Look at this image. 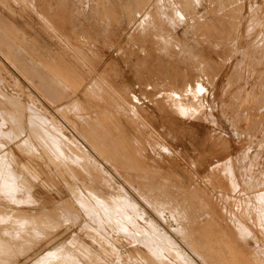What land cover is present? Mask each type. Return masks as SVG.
<instances>
[{
  "label": "rangeland",
  "instance_id": "obj_1",
  "mask_svg": "<svg viewBox=\"0 0 264 264\" xmlns=\"http://www.w3.org/2000/svg\"><path fill=\"white\" fill-rule=\"evenodd\" d=\"M0 170V264H264V0H0Z\"/></svg>",
  "mask_w": 264,
  "mask_h": 264
},
{
  "label": "bare ground",
  "instance_id": "obj_2",
  "mask_svg": "<svg viewBox=\"0 0 264 264\" xmlns=\"http://www.w3.org/2000/svg\"><path fill=\"white\" fill-rule=\"evenodd\" d=\"M241 1V0H240ZM239 2V1H238ZM239 5H240V3H239ZM235 6V5H234ZM237 7H239V6H236V8ZM231 13H233L232 11H231ZM234 14V13H233ZM198 20H201V19H198ZM31 90V89H30ZM58 111V110H57ZM61 111V110H60ZM60 111H58V112H60ZM62 112V111H61ZM48 119H50V118H48ZM3 125V124H2ZM52 126V125H51ZM51 128V127H50ZM53 128V127H52ZM51 128V129H52ZM61 129V128H60ZM33 130V129H32ZM54 131V130H53ZM56 131V130H55ZM57 132V131H56ZM63 133V132H62ZM65 133V132H64ZM33 135V134H32ZM61 135V134H60ZM66 136V135H65ZM55 137V136H54ZM63 137V136H62ZM67 140V138H65V141ZM44 142V141H43ZM68 142V141H67ZM70 143H71V141H69ZM68 142V143H69ZM45 143V142H44ZM59 143H62L63 144V142H59ZM39 144V143H38ZM56 144V143H55ZM62 144H61V146H62ZM71 144H73V143H71ZM78 146V145H77ZM49 147V146H48ZM54 147V146H53ZM64 147V146H63ZM67 147V146H66ZM74 148H75V146H73ZM62 148V147H61ZM68 148V147H67ZM24 149H26V148H24ZM41 149V148H40ZM45 149V148H44ZM47 149V148H46ZM68 149H70V148H68ZM42 150V149H41ZM24 151V150H23ZM48 151V150H47ZM71 151H73L72 149L70 150V152ZM43 152V151H42ZM74 152V151H73ZM3 153V152H2ZM29 153V152H28ZM38 153V152H37ZM48 153H49V151H48ZM83 153V152H82ZM51 154V153H50ZM75 154V153H74ZM49 155V154H48ZM76 155H77V153H76ZM18 156V155H17ZM227 156V155H226ZM16 157V156H15ZM50 157V156H49ZM52 157H53V155H52ZM80 157V156H79ZM225 158V157H224ZM228 158V157H227ZM226 159V158H225ZM23 161V160H22ZM219 161V160H218ZM93 168V167H92ZM1 169H3V168H1ZM17 169V168H16ZM222 169V168H221ZM1 171V170H0ZM1 177V176H0ZM228 181V180H227ZM227 183H229V182H227ZM228 185V184H227ZM228 187V186H227ZM4 188V187H3ZM238 195H239V193H238ZM94 197V196H93ZM93 197H91V198H93ZM95 198L96 199H93V200H91V201H89V203H88V205L87 204H85L88 208L84 211L85 213H87V216H88V218L90 219V221H92L93 222V224L94 223H96V226H97V228H98V230H103L104 231V225L105 224H108L109 222H110V216L111 215H113L114 217L115 216H119L120 215V213L122 214V212H125V211H123V208H124V205H122L121 207L120 206H117V204L116 205H114V204H112V199H110V198H106L105 199V197H104V199L103 198H97L96 196H95ZM112 202H111V201ZM115 200H117L116 198H115ZM114 200V201H115ZM120 200H122L123 201V199H120ZM125 200V199H124ZM87 201V200H86ZM119 201V200H118ZM126 201V200H125ZM83 202V201H82ZM129 202V201H128ZM12 203V202H11ZM118 203H120V202H118ZM126 203H127V201H126ZM122 204H123V202H122ZM130 205V202L129 203H127V205ZM131 204H132V202H131ZM232 204V203H231ZM84 205V206H85ZM121 205V204H120ZM131 206H135V205H131ZM233 206V205H232ZM129 206H127V208H128ZM119 208H120V210H119ZM121 208H122V210H121ZM135 208V207H134ZM133 208V209H134ZM242 208V207H241ZM50 209V208H49ZM129 209V208H128ZM132 209V208H131ZM2 210V209H1ZM80 210V209H79ZM127 210V209H126ZM137 210V209H136ZM4 211V210H3ZM122 211V212H121ZM128 211V210H127ZM134 211H135V209H134ZM55 212V211H54ZM138 212V211H137ZM4 214V212H1L0 211V216H2L3 214ZM6 213V212H5ZM53 213V212H52ZM50 215H51V213H49ZM130 214V213H129ZM129 214H127V215H129ZM240 214V213H239ZM4 215H6V214H4ZM8 215V214H7ZM20 217V216H19ZM39 217V216H38ZM122 217V216H121ZM120 217V218H121ZM142 218H143V216H141ZM2 218V217H1ZM34 219H37V218H34ZM40 219H42V218H40ZM115 219H117V218H115ZM115 219H113L112 218V220L114 221ZM126 219H127V217H126ZM132 219V218H131ZM243 219V218H242ZM81 220V219H80ZM79 220V221H80ZM84 220V219H83ZM121 220H123L122 218H121ZM146 220V219H145ZM144 220V221H145ZM89 221V220H88ZM87 221V222H88ZM118 220H116V223L118 224V222H117ZM82 222V221H81ZM115 222V221H114ZM147 222V221H146ZM243 222H245L244 220H243ZM8 223V222H7ZM112 224H113V222H111ZM120 223L121 222H119V225H120ZM131 223V222H130ZM90 225V224H89ZM87 223H86V226H88L90 229H92L93 230V228L92 227H90ZM110 224H108V226H109ZM116 225V224H115ZM145 225V224H144ZM146 226V225H145ZM85 227V226H84ZM150 227H151V225H150ZM154 227V226H153ZM152 227V228H153ZM17 228V227H16ZM79 228V227H78ZM87 228V227H86ZM96 228V229H97ZM114 228V227H113ZM139 228V227H138ZM10 229V228H9ZM115 229V228H114ZM118 229V228H117ZM116 229V230H117ZM128 229V228H127ZM141 229H142V227H141ZM153 229H155V228H153ZM126 230V229H125ZM156 230V229H155ZM112 231H113V229H112ZM142 231H144V228L142 229ZM141 231V232H142ZM157 231V230H156ZM38 232V231H37ZM96 232H98V231H96ZM108 232V231H107ZM136 232H137V229H136ZM141 232H139L138 231V234L139 235H142V234H140ZM145 232H146V230H145ZM148 232H150V231H148ZM147 232V233H148ZM116 233V232H115ZM114 233V234H115ZM122 233V232H121ZM150 233H152L151 234V236H150V234L148 235V236H150V239L151 238H153V242H154V244L156 243L155 241H157L158 243L157 244H160L161 245V247H163V249L165 248V258L167 257V255L170 257H175L176 259H175V261L177 262V260L180 258V256H179V254H178V252H177V250H176V246H175V243L173 242V240H172V237H170V235L167 233V232H150ZM101 236V235H100ZM112 236V235H111ZM144 236L145 235H143V237H141V238H144ZM49 237V236H48ZM104 238V237H103ZM148 238V237H147ZM146 237H145V239H147ZM25 239V238H24ZM75 240V239H74ZM101 240V239H100ZM130 240V239H129ZM141 240V239H140ZM108 241V240H107ZM108 242H110L109 243V245H110V247H112V248H114L113 246H112V242L109 240ZM140 242V241H139ZM148 242H150L149 240H148ZM8 243H9V241H8ZM14 243V242H13ZM37 243V242H36ZM152 243V242H151ZM105 245H107V244H105ZM147 245V244H146ZM145 245V246H146ZM153 245V244H152ZM149 245H147L146 247H148ZM59 247V246H58ZM154 247L155 248H157V246L156 245H154ZM160 247V248H161ZM17 248V247H16ZM152 248V247H151ZM151 248H150V246H149V248H148V250H147V248L145 249V250H147V252L149 251V249L151 250ZM60 249H61V247H60ZM51 250V249H50ZM153 250V249H152ZM161 250V249H160ZM76 251V250H75ZM218 251H221L220 249L218 250ZM46 252V251H45ZM121 252H122V250H121ZM152 252V251H151ZM150 252V253H151ZM153 252H155V250H153ZM162 252H164V251H162ZM50 252H46V253H44L43 255L41 254L40 256H38V257H36V258H34L33 260H32V264H45V262L48 260V259H50V258H53L54 256H53V254H49ZM127 253V252H126ZM158 253V252H157ZM182 253V252H181ZM55 254V253H54ZM131 255V254H130ZM160 255V254H159ZM159 255L157 256L158 258H159V260L161 259L160 257H159ZM152 256V255H151ZM185 256V255H184ZM153 258H155L154 260H156V255L154 256V254H153V256H152ZM152 257H150V258H152ZM170 257V258H171ZM152 258V259H153ZM157 258V259H158ZM178 258V259H177ZM184 258V257H183ZM134 259V258H133ZM186 259V258H185ZM184 259V260H185ZM159 260H158V263L159 264H164L163 262H159ZM163 260V259H162ZM166 260V259H165ZM169 260V259H168ZM173 260V259H172ZM187 260H188V258H187ZM75 261V260H74ZM77 261V260H76ZM85 261V260H84ZM157 261V260H156ZM156 261H155V263H156ZM179 261L181 262V260L179 259ZM130 262H131V260H130ZM185 262H186V264H197V262L196 261H194V260H192L191 259V262L189 261V263L185 260ZM178 263V262H177ZM208 264L207 262H206V260H204V264ZM74 264H75V262H74ZM76 264H78V263H76ZM80 264V263H79ZM165 264H169V262L168 261H165ZM231 264H235V263H231Z\"/></svg>",
  "mask_w": 264,
  "mask_h": 264
}]
</instances>
